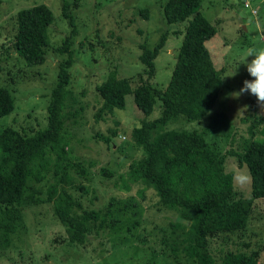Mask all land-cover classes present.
<instances>
[{"label":"rangeland","instance_id":"374dc122","mask_svg":"<svg viewBox=\"0 0 264 264\" xmlns=\"http://www.w3.org/2000/svg\"><path fill=\"white\" fill-rule=\"evenodd\" d=\"M164 2L0 0V87L7 89L13 99V110L0 116V128L11 125L33 132L47 126V106L57 83L58 64L66 58L57 47L75 28L71 37L69 95L63 109L64 131L68 155L88 166L90 173L89 178H83L75 172L74 182L87 190L73 189V195L88 209H110L108 219L114 220L99 232H89L84 244L73 243L57 220L51 202L30 205L23 209L19 220H14L13 228L0 222V264H190L180 255L178 262L173 260L169 246L160 242L171 221L185 230L187 216L159 208L152 188L142 189L135 183L126 188L122 180L129 160L140 154L131 130L142 120L157 118L160 101L156 100L151 112L144 113L135 106L130 92L125 96L124 109L96 114L101 106L96 87L114 71L118 78L130 79L133 89L144 71L138 59L139 44L152 47L163 33L167 35L154 61L156 73L150 83L161 90L168 84L187 19L167 23L162 12ZM63 3L70 4L72 22L63 15ZM37 4L48 6L52 22L47 31L46 60L31 65L18 56L12 40L16 13ZM143 9L148 10V17L141 15ZM198 11L214 28L205 47L215 69L223 72V84L217 100L202 117L186 120L178 116L164 128L200 132L207 142L226 154L227 171L239 168L249 173L246 165L240 166L237 156L229 151L239 152L247 140L264 139V121L257 124L253 133L248 129L256 116L264 117V109L254 96L245 93L234 98L232 93L251 79L244 64L247 51L264 49V0H199ZM251 59L248 57L247 61ZM105 136L111 137L112 147L105 142ZM101 167L111 175H103ZM50 181L48 177L39 185L46 187ZM234 187L250 196V182L244 187L234 183ZM8 219L0 212V221ZM236 232L210 238V251L216 255L227 250L243 251L241 243L245 241L250 250L258 252L257 263L264 264V197L253 200L246 229Z\"/></svg>","mask_w":264,"mask_h":264},{"label":"trees","instance_id":"16d2710c","mask_svg":"<svg viewBox=\"0 0 264 264\" xmlns=\"http://www.w3.org/2000/svg\"><path fill=\"white\" fill-rule=\"evenodd\" d=\"M69 7L70 4L63 3L62 11L72 22ZM198 7L199 0H165L162 4L167 23L187 19L168 84L161 90L150 83L156 73L154 61L167 35L163 33L152 47L139 44L138 59L144 71L133 89L130 79L118 78L114 71L96 87L101 100L96 114L124 109L125 96L130 92L135 106L144 113L151 112L156 100L160 101V115L153 120H142L131 130L140 154L129 160L122 180L126 188L129 183L140 184L142 189L152 188L158 196L159 208L178 211L189 219L185 230L181 224L169 222L160 239L164 247L169 246V256L173 260L178 262L180 255L190 264H258V252L250 250L245 241L241 243L243 251L227 250L216 255L210 251L209 240L245 230L253 200L264 197V139L247 140L239 152L229 151L250 173V196L246 197L235 189L232 172L225 169L224 152L194 129L164 128L168 121L178 116L186 120L202 117L217 100L223 84V72L215 69L205 47V41L215 31ZM140 13L148 17L147 9ZM51 22L52 13L45 4L16 13L12 44L26 63L45 62ZM75 30L73 28L57 47L66 58L58 64L57 83L47 106V126L33 132L11 125L0 128V212L9 217L0 222L13 228L14 220L21 218L25 207L51 202L68 240L84 244L89 232H99L114 220L108 219L110 209H88L73 195V189L87 190L81 183L74 182L75 172L83 178H89L90 173L88 166L68 155V137L64 131L63 109L69 95V69L73 64L71 37ZM11 110V94L0 87V116ZM263 121V116H256L248 127L249 132L253 133ZM104 140L112 147L110 136H105ZM100 171L103 175H111L104 167ZM48 177L52 181L46 187L39 185Z\"/></svg>","mask_w":264,"mask_h":264},{"label":"clouds","instance_id":"9594fccd","mask_svg":"<svg viewBox=\"0 0 264 264\" xmlns=\"http://www.w3.org/2000/svg\"><path fill=\"white\" fill-rule=\"evenodd\" d=\"M248 57H252V59L247 61ZM244 64L251 79L245 80L240 90L232 93V96L238 98L241 94H250L256 98V102L262 110L264 109V49L250 48L245 55ZM250 179V173L239 168L233 169L232 180L238 186H246Z\"/></svg>","mask_w":264,"mask_h":264}]
</instances>
